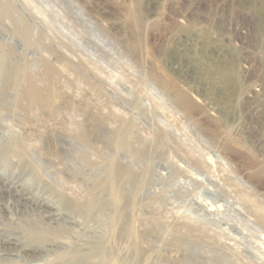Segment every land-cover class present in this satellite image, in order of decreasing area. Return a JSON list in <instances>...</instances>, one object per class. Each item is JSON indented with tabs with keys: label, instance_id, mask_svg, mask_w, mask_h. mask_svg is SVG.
Instances as JSON below:
<instances>
[{
	"label": "rangeland",
	"instance_id": "obj_1",
	"mask_svg": "<svg viewBox=\"0 0 264 264\" xmlns=\"http://www.w3.org/2000/svg\"><path fill=\"white\" fill-rule=\"evenodd\" d=\"M0 9V49L22 76L0 84V207L82 200L115 160L141 184L121 177L123 231L105 264H264V0ZM122 129L131 155L114 147ZM22 215L0 221V243L20 238Z\"/></svg>",
	"mask_w": 264,
	"mask_h": 264
},
{
	"label": "bare ground",
	"instance_id": "obj_2",
	"mask_svg": "<svg viewBox=\"0 0 264 264\" xmlns=\"http://www.w3.org/2000/svg\"><path fill=\"white\" fill-rule=\"evenodd\" d=\"M2 11L4 10L0 9V12ZM0 58V84L9 83L17 90V86L22 83V76L18 75L19 69L10 66L6 62L5 55L2 54L1 49ZM18 94L20 95L19 97L25 98L30 103H44L41 97L37 98L28 93ZM114 135L112 137L114 147L119 151L130 153L127 143V131L122 129ZM223 148L227 150L231 159L239 164L238 159L235 158L236 156H233L235 152L224 145ZM15 149H20V146ZM9 152L8 146L1 148L0 161L8 162L6 156ZM20 152L16 151L18 163H20L19 159L21 158L17 155ZM122 176L126 177L132 184H141L140 179L137 180L134 175L128 174L127 169H124L117 161L111 160L104 164L101 172H96V179L100 180L94 181L92 190L86 191L82 200L68 198L63 192H60L55 194L57 200L55 208L45 203H41V206L37 209L36 207H29V209L0 207V221L5 227L12 224V221L9 220V215L12 213L29 216L25 217L22 215V218L18 220L17 224L21 229L20 238L11 235L0 243V264L5 262H11L12 264H105L109 252L113 251H110L112 247L110 248L108 240L110 238H120L121 231H123L124 208L122 206V190L120 188ZM7 180V177L4 180H0V189L4 188L6 193L11 190ZM58 187V191H61L63 185ZM26 196H29V194L21 195L22 198H25L23 200L28 202L29 199ZM20 204L19 206L22 205ZM107 212H109L110 222L108 225L111 226L109 227L111 228L110 230H105V225L107 224L104 220L107 219ZM116 228H118L119 234L117 233L118 235L115 234L114 236ZM76 229L81 230L82 233L80 235L74 234L73 231ZM1 230L5 232V229ZM87 235H90L89 238ZM110 255L113 254L110 253ZM121 260L123 259L121 258ZM214 263L218 264L217 261Z\"/></svg>",
	"mask_w": 264,
	"mask_h": 264
}]
</instances>
